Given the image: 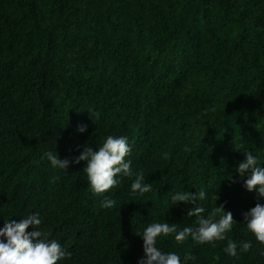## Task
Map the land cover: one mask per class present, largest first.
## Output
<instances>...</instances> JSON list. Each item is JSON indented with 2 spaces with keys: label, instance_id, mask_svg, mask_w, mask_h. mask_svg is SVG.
<instances>
[{
  "label": "trees",
  "instance_id": "1",
  "mask_svg": "<svg viewBox=\"0 0 264 264\" xmlns=\"http://www.w3.org/2000/svg\"><path fill=\"white\" fill-rule=\"evenodd\" d=\"M108 136L127 138L153 191L121 175L97 195L85 161L64 171L45 155L71 161ZM246 152L264 167V0H0V228L39 214L71 253L58 264H138L150 224L198 226L170 198L201 190L205 217L233 214L226 239L156 246L181 264H264L243 217L264 205L237 172Z\"/></svg>",
  "mask_w": 264,
  "mask_h": 264
},
{
  "label": "clouds",
  "instance_id": "2",
  "mask_svg": "<svg viewBox=\"0 0 264 264\" xmlns=\"http://www.w3.org/2000/svg\"><path fill=\"white\" fill-rule=\"evenodd\" d=\"M78 131H86V125L78 127ZM131 154V148L126 137L108 136L102 146L94 151L92 147H83L79 156L71 161L60 159L58 154L47 152L45 155L53 168L66 171L70 164L86 162L85 171L93 193L100 195L115 188L120 180L118 176L133 177L131 184L132 193L143 196L153 191L152 185L145 183L142 172L135 173L131 167V160L125 158ZM245 160L239 163L237 172L244 180V187L249 192H257L258 196L264 198V167L258 166L257 158L251 153L246 152ZM206 198V193L201 190L198 193L178 192L172 195L170 202L172 205L179 203L192 204L193 207L188 211L187 216L196 217L197 227H184L177 231L175 225L169 223H152L142 233L144 259L138 264H181V258L173 252H163L157 245V239L167 237L175 233L177 242H185L189 236L198 244H213L216 241H224L226 233L233 228V214L224 211V206L218 207L223 213L218 220L215 219L217 212L209 213L207 217L203 215L205 208L199 206L198 201ZM215 200L218 197H214ZM115 200L109 196H104L101 206L106 209L115 207ZM247 228L255 235L257 241L264 244V205L257 203L254 208L243 213ZM42 219L39 214H31L19 222L12 220L6 222L0 228V237H6V242L0 241V264H58L71 253L64 249L56 240L49 239V233L41 229ZM31 227V231L28 229ZM251 248L250 242H244L239 251L248 252ZM224 252L231 257L238 258V246L235 242L229 241L224 248ZM196 258L191 254H186L184 262Z\"/></svg>",
  "mask_w": 264,
  "mask_h": 264
}]
</instances>
